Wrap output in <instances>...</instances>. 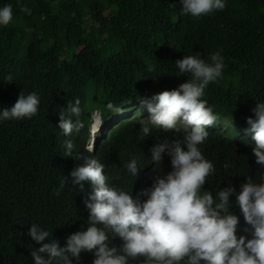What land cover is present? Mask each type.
I'll use <instances>...</instances> for the list:
<instances>
[{"label": "trees", "instance_id": "obj_1", "mask_svg": "<svg viewBox=\"0 0 264 264\" xmlns=\"http://www.w3.org/2000/svg\"><path fill=\"white\" fill-rule=\"evenodd\" d=\"M5 3L13 5V19L0 26V108L11 107L20 91H35L41 101L31 119L0 122V264H34L30 252L38 245L27 235L31 223L53 231L60 246L70 234L85 230L84 200L91 184L84 182L81 192L69 176L84 166L83 158L104 163L111 182L131 191L133 199L155 175L171 170L166 156L161 166L155 165L149 149L157 139L183 133L153 128L142 139L141 119L101 138L93 153L82 144L90 116L98 111L105 117L108 102H140L151 92L185 82L187 74L174 66L184 55L198 52L207 61L222 49L223 78L210 83L204 96L215 114L246 121L255 103L264 102V0H227L223 11L199 19L181 15L179 0H0V6ZM21 5L31 14L21 12ZM149 65L154 66L151 72ZM9 74L12 84L4 80ZM75 97L81 99L83 127L65 137L58 115ZM65 140L72 141L70 153ZM210 143L212 150L227 146ZM201 148L206 154L208 147ZM225 153L235 165L229 170L238 176L236 184L231 181L237 191L244 176L259 179L250 160L231 146ZM133 154L141 167L136 178L125 168ZM228 181L219 176L203 188L215 196ZM230 211L240 218L237 237L250 239L234 198ZM113 243L119 246L120 241ZM92 260L91 253H81L78 264Z\"/></svg>", "mask_w": 264, "mask_h": 264}, {"label": "clouds", "instance_id": "obj_2", "mask_svg": "<svg viewBox=\"0 0 264 264\" xmlns=\"http://www.w3.org/2000/svg\"><path fill=\"white\" fill-rule=\"evenodd\" d=\"M180 14L199 19L223 11L227 0H179ZM21 12L31 9L21 5ZM13 19V5L0 6V26ZM174 66L189 77L172 90L147 94L140 102L117 106L106 104L105 117L95 111L86 126L83 150L93 153L101 138L121 124L139 121L141 138L151 136L153 128L164 132H182L177 138L157 139L149 149L151 161L160 165L166 156L170 171L154 176L150 187L133 199L131 191L111 182L105 164L95 157L83 158L84 166L74 168L71 184L84 191L91 184L84 207L88 212L85 230L70 234L64 246L53 231L39 223L29 224L27 235L35 242L30 255L34 264H78L81 253H91V264H264V102L255 103L253 117L231 122L214 113L204 99L210 83L223 78L226 68L222 49L210 54L206 61L200 54L184 55ZM149 72L154 70L149 65ZM4 80L12 84L13 76ZM41 97L37 92L20 91L11 107L0 108V122L31 119L38 112ZM81 99L66 103L58 115V128L65 137L83 127ZM210 140L224 142L226 147L211 148ZM208 147L203 155L201 146ZM69 153L71 140H65ZM254 164L258 180L238 176L229 169L235 165L227 159L228 147ZM125 168L137 177L141 169L139 157L130 155ZM227 177V186L215 196L203 186L216 177ZM231 181H233L231 183ZM66 183L62 177L61 187ZM59 191V189H57ZM143 197V199H141ZM234 203L244 223L251 230L247 239L236 233L240 218L230 211ZM119 240V246L113 241Z\"/></svg>", "mask_w": 264, "mask_h": 264}, {"label": "rangeland", "instance_id": "obj_3", "mask_svg": "<svg viewBox=\"0 0 264 264\" xmlns=\"http://www.w3.org/2000/svg\"><path fill=\"white\" fill-rule=\"evenodd\" d=\"M155 94H158V92H156V91H155V92H151V93L149 94V96L152 97V96L155 95Z\"/></svg>", "mask_w": 264, "mask_h": 264}]
</instances>
